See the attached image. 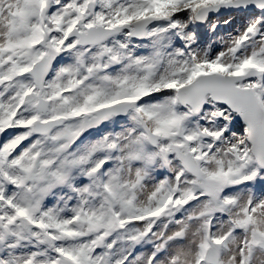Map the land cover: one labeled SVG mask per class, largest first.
Segmentation results:
<instances>
[{
  "label": "snow or ice",
  "instance_id": "1",
  "mask_svg": "<svg viewBox=\"0 0 264 264\" xmlns=\"http://www.w3.org/2000/svg\"><path fill=\"white\" fill-rule=\"evenodd\" d=\"M0 264H264V0H0Z\"/></svg>",
  "mask_w": 264,
  "mask_h": 264
}]
</instances>
